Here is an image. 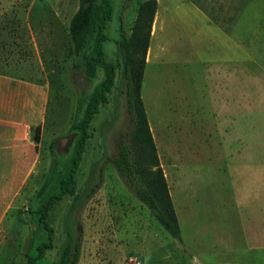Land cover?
Masks as SVG:
<instances>
[{
    "label": "rangeland",
    "instance_id": "rangeland-1",
    "mask_svg": "<svg viewBox=\"0 0 264 264\" xmlns=\"http://www.w3.org/2000/svg\"><path fill=\"white\" fill-rule=\"evenodd\" d=\"M141 1L111 0L113 15L104 42L107 60L115 61L120 18L129 33ZM156 2L141 96L181 241L160 225L113 164L104 160L115 153L130 127L121 81L90 122L75 174L79 189L91 184L102 168L100 188L73 210L72 195L53 202L47 215L52 247L44 249L35 264L55 263L66 241L67 223L81 235L77 264H264V238L249 235V229L254 230V190L251 197L244 193L249 173L229 183L233 171L224 162L232 156L230 143L238 132L228 130L232 118L225 117L215 128L213 118L206 117L222 105L216 97L221 92V60L224 72L232 71L233 77L227 59H240L243 108L246 93H264V81L258 78L264 75L258 67L264 65V0ZM77 5L78 0H0V264L25 261L46 238L39 208L71 166L79 137L70 130L77 100L104 78L98 69L89 81L84 59L71 52L68 23ZM238 74L236 66L226 93L239 91L233 81ZM258 105L264 107V100ZM236 106L232 100L226 115L232 116L234 107L236 113ZM222 123L226 132H221ZM205 128L210 150L202 142ZM258 174L251 181L256 195L258 184L264 187ZM45 181V190L39 192Z\"/></svg>",
    "mask_w": 264,
    "mask_h": 264
},
{
    "label": "trees",
    "instance_id": "trees-1",
    "mask_svg": "<svg viewBox=\"0 0 264 264\" xmlns=\"http://www.w3.org/2000/svg\"><path fill=\"white\" fill-rule=\"evenodd\" d=\"M156 0H142L137 8L135 21L127 33L120 18L119 36L115 61H109L104 51L107 40L105 29L113 15L111 0H78L76 10L68 23V35L72 44L71 52L85 61L86 78L93 81L98 69L104 78L96 83L85 96L79 97L70 125L77 131L74 155L68 174L60 178L58 188L52 192L39 208L38 221L46 233L35 252L19 264H35L44 249L52 247L53 229L47 222L48 211L55 200L64 195H72L70 209L82 206L99 188L103 180L102 168L91 184L76 188L75 174L90 136L92 118L99 112L102 103L107 102V94L124 82V94L130 127L119 138L114 154L104 160L112 163L118 176L132 194L144 204L160 225L173 237L181 241L180 226L169 192L167 181L159 164L157 147L148 122L146 109L141 96L142 77L149 47L151 25L156 12ZM51 144H54L52 140ZM47 181L39 192L45 190ZM66 226V241L54 264H77L81 254V235Z\"/></svg>",
    "mask_w": 264,
    "mask_h": 264
},
{
    "label": "crops",
    "instance_id": "crops-1",
    "mask_svg": "<svg viewBox=\"0 0 264 264\" xmlns=\"http://www.w3.org/2000/svg\"><path fill=\"white\" fill-rule=\"evenodd\" d=\"M208 17V16H207ZM219 27L218 25H216ZM230 63V66L233 65V77H231L230 72L225 73L224 72V60H221L222 63H218L221 65L220 70L221 72L217 71V74L219 75V80L217 85L221 87L220 94L217 93L216 97L218 101L222 103L221 108L212 110L207 112L206 117H211L213 120L211 121L213 127L218 128L219 122L225 119V117L232 118V123L229 124L228 130H232L233 132H238L237 140L233 142V145L231 148L233 149L232 156L229 158L224 159L225 165L231 167V170L233 171L229 178V183L234 180V176L238 175H246L248 174L250 177V182L248 184V189L245 190V194L248 192V196L251 197V195L254 194L253 197L254 200H251L253 203V212L250 213V226L254 228V230L249 235H252L253 239H256V236L258 234H261V237L264 238V187L263 183L259 186L258 195H256V183H254V189H251V181L253 179V176L257 177V173L261 176V180L264 181V107L261 105H258V100L263 99L264 100V93L261 90V94H252L248 96L246 93V97L243 96V100H247L249 104L246 107L243 108L242 105V93H241V64L240 59L237 57L235 59V56L232 58L227 59ZM236 66H238V78L233 79V81H236L238 83L239 91L237 94L233 93H226L225 92V86L228 81L231 80V78L235 77V71ZM260 69H264V65L258 66ZM219 69V68H217ZM251 75V73H249ZM227 76V77H226ZM227 78V79H226ZM253 78L254 83L258 85L259 80L264 81V75L263 78H258L255 76H251ZM250 78V79H251ZM227 81V82H226ZM260 84V83H259ZM228 94V95H227ZM260 98V99H258ZM237 102L238 109L235 111V107L233 110V115L230 116L226 115L225 109L227 107H230L231 101ZM247 110V111H246ZM209 123V121L207 120ZM207 122H204L203 124H207ZM223 124V123H222ZM258 124L259 130H258ZM208 126V125H206ZM221 132H226L225 125L223 124L221 127ZM204 136H202V142L206 146L207 150H210V133L208 128L204 129ZM154 138V136H153ZM219 144V143H218ZM218 154V153H217ZM210 152H207L205 156H209ZM205 156H203L205 158ZM228 167L227 169L230 170ZM252 190L253 194H252ZM257 200V201H256ZM262 209V211L257 212L256 208ZM250 209V207H249ZM254 213V215H252ZM259 228V233H258ZM260 237V238H261Z\"/></svg>",
    "mask_w": 264,
    "mask_h": 264
},
{
    "label": "bare ground",
    "instance_id": "bare-ground-1",
    "mask_svg": "<svg viewBox=\"0 0 264 264\" xmlns=\"http://www.w3.org/2000/svg\"><path fill=\"white\" fill-rule=\"evenodd\" d=\"M148 117V116H147Z\"/></svg>",
    "mask_w": 264,
    "mask_h": 264
}]
</instances>
